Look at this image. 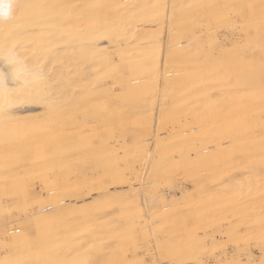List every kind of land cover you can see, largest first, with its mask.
I'll list each match as a JSON object with an SVG mask.
<instances>
[{
    "label": "rangeland",
    "instance_id": "rangeland-1",
    "mask_svg": "<svg viewBox=\"0 0 264 264\" xmlns=\"http://www.w3.org/2000/svg\"><path fill=\"white\" fill-rule=\"evenodd\" d=\"M154 3L157 7L158 5H161V3L163 5V8L166 7L165 10L163 9L164 24L160 22L158 23V20H161V17H158L159 15H155L152 9V5H154ZM260 4L264 5V0H152L150 2L149 0H60L59 1L60 17L58 20L59 22L62 20L61 24H59V26L61 25L62 27L60 26L61 28H58L57 37L59 40L60 47L62 45V47L59 48V58L61 57L60 52H62L63 61L61 57V59L59 60L61 62V65L60 62L59 65L65 69L61 67L59 68L62 69L60 70L62 75H64V73H67L69 74V77H71V79L70 78L68 79L67 74L64 75L66 76V78L60 74L62 77L60 76L59 81H61L62 83L67 81L70 84H73L76 81L75 83H77L78 74L76 71L78 69V65H82L83 68L93 69V73L95 74V76L93 74L92 75L95 77V79H93L94 78L93 76H92L93 78L92 77L91 78L96 82H94L93 80L83 81L85 87L87 86V88L92 89L90 90V93L84 98L86 99L87 97H89L88 98L89 101L84 100L82 96H80L81 99L78 100L77 98L78 100L77 102L82 100L81 102L71 104L73 107L71 105L68 107H64L56 116H54L53 118L54 121H52V123L55 122V124L58 127V134H59L58 142L60 145V147L57 149V152H55L56 154L52 152L49 146L52 138L51 136L52 128L50 124L51 121L49 122H47L48 120L46 122L44 121V119H47L46 117L50 119L53 116L51 117L44 116V118L42 117L45 126L49 124L50 125L48 126V129H46L47 126L45 127L44 133L41 136H40V132H38V130L35 127H33L30 123L25 124L24 122H21V120L19 119H15L16 121L14 122L13 121H9L8 123L5 122L4 125H2V127L0 126V198L2 197L1 198L2 201L0 200V238H1L0 264H33V263L63 264L62 258L64 257H67V260L66 262L64 261V264H72L74 261L75 263L73 264H89V263L90 264H95V263L97 264H143V263L144 264H154V263L155 264H213V263L214 264H218V263L219 264H257L255 263L257 261L258 264H261L259 263L260 259L263 258L264 260V253H262L264 251L263 250L261 251L262 248L264 249V167H263L264 162L254 163L250 161L252 162V164H248L249 163L248 161L250 160L249 156L243 155L239 152V147L243 149L244 152L246 151V148L249 145L248 141L244 139L245 133L242 137L243 138L242 140L237 139L235 142H229L227 138L226 142L221 145L223 148L220 147L219 149L216 150L214 149L209 150L208 153L207 152L205 153L207 154V157L205 156V154L203 155L204 158H202L203 156L200 158H194L192 156L194 158V160H192L191 159L192 157L190 156V154H192V152L195 151L197 146L202 145L204 141L206 142L207 139L211 135H213L211 131L212 129H213V133L217 131L215 134H220L221 136H223L224 134H226L225 136H229L232 133L236 132L238 138L240 135V130H242V132H245L246 130L243 128L248 126V124L245 125L244 123H241L244 122L241 121V119L244 120L245 117L243 116H247L249 120L247 119L248 121L245 122L249 123L250 118H253V112L251 110L253 106L252 103L254 101H258L259 100L258 98H260L261 96H264V86H262V88L250 87V90H247L248 85L244 86V85H240L238 82H233L232 80L236 81L235 79L236 76L235 77L233 76L235 75V73L237 75V73L239 72H237L238 70L237 71H235V69L233 70L234 67L227 66L231 58H232L231 61L232 60L234 61L236 59L235 58V56H237L236 52H238L239 49L241 51L238 53L244 52L245 54L249 55L248 52L250 51L249 46L250 44L253 45L254 43L253 38L255 36H253L252 38L251 35L253 34L252 30H254L255 28L253 26L255 20L253 21L248 18L249 11L247 10H249L251 6L256 7ZM19 7L16 6L15 20L22 19V16L26 15V13L27 14L31 13L32 8L34 6L31 4H27L25 5L26 8L25 7L19 8ZM216 9H218V11ZM48 10L49 8L47 9V11ZM239 10L243 14L239 12ZM146 12L147 13L150 12L151 14H147ZM210 12H212V14ZM215 12L217 14H220L221 16L220 17L218 16L219 18L216 17L217 19L214 18L213 20L214 17L213 14H215ZM234 12L237 13V16L236 13ZM245 12L247 14L244 15ZM166 13L169 14L171 18L168 15L166 16L165 15ZM146 14L148 16H146ZM173 16H174V20H173ZM239 16H241L242 18H240ZM145 18H150L151 20L154 19L153 20L154 23L151 22L152 24L151 25L149 23L150 19L145 20ZM168 20L170 22L172 21V23L176 21L178 22L172 24L169 23ZM179 20H182V23L184 24H182L181 21ZM245 20L249 22H246ZM89 21L91 22V24H88L90 23ZM218 22L219 25L216 24ZM145 23L148 24L145 25ZM240 23L243 24L244 26L241 25ZM128 24L131 25L128 26ZM167 24L168 25L170 24V26L167 27L168 31L171 30V26H172V30L176 34L179 33V35L177 34V36L180 38H176L175 42H173L176 43L175 45L177 47L175 48H181V50L185 49V52H189L186 55L183 54L185 57L189 56L190 58L193 56L189 60V62L194 67L196 66L195 69L197 68L200 69L201 67L199 68V66L203 65L204 55L202 53H204L203 50H207V47L209 45V44H204V42L207 43L206 42L207 38L205 36L208 35L209 37H215L217 41L216 44L217 46L213 45L214 51L212 52L213 53L212 55L216 59L220 57L219 59H217L220 64H221L220 61H222L221 59L225 58V60L223 61H225L224 63L226 65L221 64L222 65L221 69L223 67H229V70L230 71L233 70V71L230 72L231 74L230 75L229 73H227L229 71L224 68L227 71L225 74L222 73V77H221L222 81L217 82V86L214 87L215 89L207 88L206 92H204L205 94L202 93L203 95H207V96H201V97L197 96L198 100H195L196 98L195 99L193 98L192 100L193 96H191V99L188 98L190 101L189 100L186 101L187 98L186 100L180 99V101L179 99H177L178 100L177 101L176 99L169 98L168 99L169 102L166 101L167 103L165 101H163L164 102L163 104L162 102L161 103L159 102L158 93L160 91V85L162 80L161 74L163 68L162 66L163 55L166 54L168 51L167 46L166 47L164 46L168 42H170V41H166L169 38L165 39L169 36L170 33L164 31L167 30L166 28ZM79 25L82 27H80ZM180 26L184 27V29ZM189 26L193 30L190 29ZM198 26L199 28H196ZM123 27H126V29L128 28V30L124 31L123 29L125 28ZM162 27H163L162 29L163 32L159 34L158 31L161 32ZM178 27H180V29H178ZM209 27H211V29ZM138 28H140L141 30H138ZM243 28H245V30ZM106 29L107 30L110 29V31L108 32L109 34L105 32ZM142 29H149V31L145 30L146 31L144 32L145 34H141L143 32ZM153 29H158L157 34L163 37L161 36L159 37V35L156 37L157 35L155 33L156 31ZM203 29L204 31H202ZM111 30L114 33L111 34L112 36L110 35V33H112ZM122 30H123L122 34L126 33L125 34L126 36L124 35L125 38L127 37V33H129V31L130 33L128 34V36L134 34L138 38V40H136L138 41L137 42L138 44H135L136 42H134L135 44L134 46V44L132 43L134 37H132L133 38L132 40L130 36H129L130 38L125 39V42L124 40H122L121 42L117 40V38L118 39L120 38L119 36L121 35ZM150 31L151 33L155 31L154 32L155 35L150 34ZM183 31L184 33L185 32L187 33L189 31V35L191 37L187 36L186 38L187 39L192 38V39H188V41H186L185 38L181 37L182 35H184L182 34ZM207 31H209L208 34ZM180 32L182 33L180 34ZM259 32L260 31L258 30L257 33L259 34ZM87 33H90L91 36H88L89 34ZM136 33L137 35L140 33L141 36H137ZM106 34L109 37L111 36L112 38L111 41H109L110 39L107 38ZM92 35L93 36L95 35V37L98 36V40ZM142 35H144L143 36L144 39H142L143 38ZM196 35L198 36V38ZM260 35L263 38L264 30L262 31V34L260 33L258 36ZM83 36H88L89 38L87 39L84 38ZM99 36L101 38H99ZM121 36L124 37L123 35ZM193 36H196L195 39L197 41H195V43H193L194 42ZM80 37L82 38V41L84 42L88 41V42L83 43L82 41H80L81 39ZM102 38L105 40V42L104 40H101ZM139 38L141 39L142 43H140L141 41H139L140 40ZM151 38L153 40H151ZM161 38L162 41H159L161 40ZM114 39H115V41H113L115 43L114 47L113 46L108 47L107 45H109L110 42H112V40ZM201 39L203 40V42H200ZM247 39L252 41L251 42L247 41ZM91 40L104 43V45L107 48L106 49L107 51L101 50L100 52L101 46L94 48L91 47V45L94 43V41ZM107 40L109 42H107ZM148 40H151V42ZM172 41H174V39ZM189 41H191L190 45L187 44L188 45L187 46L183 44L184 42L188 43ZM127 42H129V44H127ZM235 42H238L239 45H237V43ZM246 42H249L248 46H245ZM73 43L76 44L75 46H77V49L76 48L74 49H76L77 51L73 49H66V46L68 48V45L70 46L71 44H72L70 46L71 48L72 46L75 47ZM145 43L147 46L151 44V49L156 48V46L158 45L157 46L158 48L152 50L153 51L151 52L152 54H148L150 53L151 49L146 54L149 55V57L150 55L152 56L154 54V56L151 57V59H149L148 61L151 64L147 62L149 68L155 67V63H156L155 53L158 51V49L161 52L159 58L161 64L160 62H158L159 75H161L160 76L161 78L158 80V90H157L158 96L154 100L155 103L154 101H150L149 103L147 101L146 96L144 97L141 96L142 93H140V91H138L140 93L138 95L137 89L140 90L142 89L136 88V86L133 83H131L130 87H132L131 92L134 93V96H131L129 99V96L132 93L130 92L129 89L130 87L127 84H126L127 86L125 85V82H127L130 78H137V79H141V81L144 80L146 82L148 77L144 75L148 76L153 72L152 69L154 68L147 69L148 71L146 72L147 73L150 72L149 74H146L145 72L146 70L145 68L147 67L146 66L147 63L145 61H147L149 57H144L146 56L144 52L143 54L141 52H140L141 54L137 53L139 52L137 51L138 49L136 51L132 49L136 46L139 47L141 45L142 47H140V49L143 48L144 50L148 49L143 46L145 45ZM182 44L184 45V48H182L183 47ZM82 45L87 49L86 48L83 49ZM120 45H122L123 47H121ZM124 45L126 46V48ZM128 45L130 47H128ZM218 45L220 47H218ZM242 45H244L247 48L243 47ZM237 46L242 47V49ZM190 47L191 48L194 47L196 51L191 53L190 50L191 51L194 50H192L193 48L190 49ZM234 47L235 49L236 48L237 49L234 50ZM111 48H115V49L110 50ZM60 49L62 50L60 51ZM88 49L90 50L88 51ZM93 49L96 50L94 51ZM220 49H223L221 50L223 51L222 52L223 54L220 53L221 52ZM243 49H245V51H242ZM123 50H127L124 52L128 53L127 54L128 56L125 55L128 58L131 57L130 53L133 52L137 53L136 55L137 57L135 56L134 53L133 56L135 57H131V58L132 59L138 58V61L134 60V62L139 63V66L143 65L144 68L138 66V69L142 73H144L141 74L142 77L138 75L141 72L139 73L133 71L135 68H136L135 70H138L137 69L138 64H131L130 61L132 60L131 58L128 59L126 57L121 56ZM181 50L179 49L178 52L182 53ZM200 50L201 52H199ZM225 50L227 53L225 52ZM251 50L253 51V49ZM84 51L85 54H83ZM80 52L81 54H83L82 56L79 54ZM194 53H200V54L197 55ZM205 54L208 55V53ZM231 54L232 56L234 54L233 57L235 59L232 56L230 57ZM199 55L202 56L199 58ZM223 55H226L227 57ZM116 57L117 59L114 60V58ZM113 60L114 61L117 60L116 64L113 63ZM140 60H144V61H140ZM121 61L123 63V66L125 67L127 66V69L128 67H130L129 69L131 70H128L130 73L131 72L134 73L132 77H129V79L127 78L128 80H126L125 76L127 77L129 75V72L128 71L125 72V70H127L125 67L124 69L121 68L124 70L122 72L128 75L120 74L122 72L121 70H119L120 67L118 62ZM127 61L130 62L128 63ZM231 61L230 64L232 65L233 61L232 62ZM235 61L233 65L236 64ZM73 62H77L78 64ZM143 63H146V65ZM63 65L70 67H67L68 69H66V67H64ZM133 65L135 66L133 67ZM116 67H118V71L115 70ZM224 69H222V72ZM114 70L117 71V73L115 72L114 73L120 79L124 78L122 82L125 81L124 82L125 88L123 87V90H119L120 88L117 87H113L111 90H108L109 87L106 89L107 87L106 84L112 86L113 80L115 81L116 78H118L115 77L113 73ZM71 71L72 72L74 71V73L72 74ZM118 73L120 74V76ZM110 74H111L110 76L111 79L112 77L115 79L110 80L109 77ZM230 76L232 77V79ZM97 78H99L100 80L103 79L102 82H106V83L102 84V82L99 79H98L99 82H97L98 81L96 80ZM90 81L91 82L93 81V83H90ZM149 81L151 80H148V82ZM230 81L231 83L234 84H229L228 82ZM87 83L93 85L90 86ZM236 83L238 85H236ZM98 84H100V86L103 85V87L99 88L100 86ZM104 84L106 85V87H104L105 86ZM232 85L234 86L235 89L231 87ZM238 87L242 88L243 90L244 88L246 87L247 88L245 89L246 91H243L241 89H236ZM93 88L101 89L100 90L101 92L99 90L98 92H100V94H102V92H105V95H101V96L97 95L98 92H96ZM103 88H105L107 92L103 91L105 90ZM222 88L224 89L221 90ZM256 88H259V90H256ZM228 89L230 90L227 91V93L231 92L233 89L234 93L231 92V94L233 95L227 93L221 94L222 91L225 92V90ZM124 90L128 94H125ZM132 90H134L135 92H133ZM218 90L221 91L218 92ZM93 91H95L96 93L95 92L93 93ZM109 92L111 95H108ZM121 92H123V94H125V96L127 97L125 98V96L122 94V97L125 98L123 99L128 102L127 105L129 107L126 106V103H122L121 100L123 99H120L121 97L118 96V94L120 95ZM210 92L211 93L214 92L217 96H214L215 95L214 93H213L214 95L212 94L213 96L209 95L211 94ZM235 92H239V93H235ZM256 92L259 93L256 94ZM260 92H262L263 94H261ZM217 93L220 94L218 95ZM91 94H94V96H92L93 98L91 97ZM197 94L194 93L193 95H197ZM226 94L229 95L230 98L226 96ZM208 95L212 96V98H207L209 97ZM112 96H118L117 97L118 101L116 100V98L114 100L115 102L117 101L116 103L113 101L114 97L112 98ZM109 98H111V100ZM213 98H215V100ZM199 99H203V100L199 101ZM174 100L176 101L173 102ZM148 104L151 105V107H148ZM159 105L160 106L169 105L168 106L169 108L166 113L167 115L165 114L166 116L159 117L161 115V113L159 114L161 108L165 110L164 108L165 106L159 107ZM143 106L148 108L146 110L147 111L149 110V113H151L153 110L152 113H154L153 114L154 116H152L151 114V116H149L148 118V116H146L148 112H146V110L144 111L143 108L145 107ZM113 108H115L116 110ZM129 108L130 109L133 108V109L130 110ZM164 110L161 111L163 114H164ZM141 112L143 113V117L146 116L144 120L148 119L147 122L146 121H144V123L141 122L143 120ZM127 113H129L130 116H128ZM250 115L251 117H249ZM150 118L152 123L149 121ZM125 119H129V120L127 121ZM135 121L137 122L134 123ZM157 122H160L162 126H160L159 123ZM140 123L145 125L143 126ZM146 124H149V126H146ZM141 125L143 127H141ZM157 125L160 126V127H156L157 129L159 128L160 131L158 130V133L156 135L155 133L157 129L154 127ZM148 127L150 128L148 129ZM123 128L125 129L123 130ZM127 128H129L128 131ZM135 130H137L136 133L133 132ZM142 133H146L144 134L145 136L142 135ZM46 134H48V137L46 136ZM133 134H138V135L134 136ZM141 135L143 137H141ZM154 135H156L157 137H155ZM128 136L130 137L129 140H128ZM148 138L151 140L150 142L152 143L149 142ZM136 139L144 140L141 142V144H143V146L144 145L147 146H144L145 148L144 147L140 148L138 146L139 145L138 140ZM154 139L156 140L158 139V141ZM39 141H42L43 144V147H41L43 148V151H41L42 154L41 156L39 155L40 158H38V160L41 161L39 163H31L27 161L28 159L25 156L30 158L28 155L31 156V154L35 153V156L34 155L32 156L36 157L37 154L36 151L37 149L39 150L40 148V147L37 148ZM130 144H133L134 146H131ZM243 144L244 146H242ZM46 145H48L47 146L48 148L44 147ZM135 146L136 148H134ZM138 147L142 151L138 150L139 149ZM55 156H57V158H55ZM210 158L214 159L212 160L213 163L210 161L211 160ZM31 161H36V160L35 158H33L31 159ZM123 162L125 164H123ZM260 163L262 164V166L259 165ZM248 165L253 169L251 170L248 167ZM131 171L132 173H130ZM128 172L130 175L128 174ZM4 182L5 184H3ZM99 184L101 185V188ZM94 187H97V189ZM105 187L107 188L105 189ZM70 188L73 189L71 190ZM11 190L12 192L8 193V191ZM70 190L71 192H69ZM103 190L104 191L109 190L108 194L103 193L104 192ZM50 192L51 193L53 192V194H51ZM76 192L79 195H77ZM99 193H103L106 195L103 194L100 195ZM124 195L126 196L124 197ZM129 195H131V197ZM72 196H74L75 199ZM150 197H151V201L153 202L152 203L150 202L149 203L150 205L148 204L147 205L150 207V209H152V211L150 209L148 210L145 209V207L146 208L149 207L146 206L144 200L148 199V201L146 200V202H149ZM129 198L130 200H128ZM70 199L75 201H72ZM52 201L53 203H51ZM55 201L57 203L60 202L59 203L60 205L59 204L55 205L54 204L56 203ZM134 201L135 203L138 201L136 203L137 205L139 204L138 207L136 204H131V202L134 203ZM69 205L74 207V211L72 207H69ZM99 205H102L104 207L102 206L99 207ZM144 205L145 207H143ZM76 206L77 207L79 206V209L80 208L82 209V207L86 208V209L84 208L85 210L82 209L84 211L80 209L82 211V215L87 214L86 220H85V215L84 216L79 215L80 214L79 209L75 210ZM140 206H142L144 210L140 209ZM67 207L70 208V210H68ZM97 207L101 208L102 210L99 209L101 212L94 213V212H98ZM106 207L108 208L106 209ZM36 209L38 211L35 212ZM60 209H62L63 213L60 212L61 211ZM50 210L51 212H49ZM142 210L143 212L140 213V211ZM30 211H32L34 214L30 213ZM55 211L58 212L56 213ZM105 211L108 213L106 214ZM126 211L128 212L136 211V213L131 212L132 215H130V217L133 216L134 219L130 218L128 215L130 212L127 214ZM153 211L155 215L154 213H152ZM48 212L51 213V215ZM67 212L68 214H66ZM137 212L138 215H136ZM54 213L56 214L54 215ZM58 213L61 214V217L58 215ZM91 213H93L94 215ZM69 214L71 215L67 217L68 218L67 220L65 216ZM256 214L258 216H256ZM28 215L30 217H28ZM41 215L42 216L45 215L43 217H45L48 220L52 218L53 220L52 221L43 220L44 218ZM127 215L128 217H125ZM141 215L143 217H141ZM146 215L149 217H147ZM38 216L41 218H36L37 220L39 219V221L36 222V219L34 218ZM144 217L145 219H143ZM126 218L128 220L131 219L130 221L133 222L132 223L133 225ZM135 218H139V219L136 220ZM29 219L32 220L29 221ZM64 219L66 221H63ZM156 219L157 221H153ZM80 220L81 221L85 220V221L81 222ZM138 220L140 224H137ZM126 221H128L129 224L132 225L131 228H133L134 226L132 230L128 227ZM30 222H33V225H31L32 223ZM34 222H36L37 225H35ZM141 222L144 224L145 227L146 232L144 233L148 235L151 234L152 237L150 235L149 236L147 235L146 238L147 237L149 238L144 239V236L146 234L143 235V233L140 231V226H143ZM47 223H49L48 225L52 228V230H50V227L47 225ZM152 223L159 225L154 226ZM40 225L42 226L43 229L40 228L41 227ZM73 226L76 228V229L74 228V231H72ZM153 226L154 229L157 230H153L152 228ZM158 226L160 227V229H158L159 228ZM126 228L128 229L126 230ZM6 229H10L8 232L11 233L13 232V234L22 233V237L19 241L20 248H14V249L8 248V246L12 245V243H9L6 239L5 234H3V230ZM67 230L70 232H67ZM80 230L85 234H83ZM255 230L257 231V233ZM76 231L79 234H77ZM154 231L155 234L157 233V235L155 236L152 235V233L154 234ZM157 231L158 232L161 231V234H163L164 237L161 234H159L160 235L159 236ZM254 231H255L254 234L255 237L253 235ZM64 232L66 234H64ZM90 232L91 233L94 232V233L91 234ZM101 232L103 234H101ZM111 232H114L116 234ZM51 234L54 239L52 238V236L50 237ZM90 234L94 236L97 235V237H93ZM118 234L120 235L119 239H118L119 236ZM46 235L49 236L51 240L48 239ZM77 235H79L81 239ZM100 235H102V237ZM41 236H43V238ZM44 236H46V239H48L49 243L51 244H48ZM156 236L159 237L158 240ZM82 237L86 241L83 240ZM90 237L95 238V240L93 239L94 242L92 239H90ZM98 237L99 239H97ZM100 237L104 239H100ZM122 237H125L127 240H125V238ZM154 237L156 239H152ZM63 238L65 239L63 240ZM134 238L136 239V241L134 240ZM153 240L156 241H154L153 243ZM158 241L159 243L156 244L155 242ZM46 242L48 245H46ZM84 242L87 243L82 244ZM143 242L144 244H141ZM146 242H148L149 244ZM129 244L132 247H129ZM81 245H83V247H80ZM148 245H150V247L148 248L151 250V252H149L150 250L147 249L146 247ZM260 245L262 247H260ZM134 246H136L135 249H133ZM142 247L146 248L147 251L149 250L148 253L145 254V252L147 251L144 248L142 249ZM162 249H164V253H160L162 252ZM9 250L11 251L9 252ZM71 250H72L71 255H75L77 252L79 251L80 252L76 254V257L68 256L70 255ZM135 250L137 251L134 252ZM141 250L142 253H140ZM250 253L253 256V259L251 260L253 262L250 261L249 263H247L248 256ZM163 254H164V258L162 257ZM71 259H72V263H71ZM151 261L153 262L151 263Z\"/></svg>",
    "mask_w": 264,
    "mask_h": 264
},
{
    "label": "bare ground",
    "instance_id": "bare-ground-1",
    "mask_svg": "<svg viewBox=\"0 0 264 264\" xmlns=\"http://www.w3.org/2000/svg\"><path fill=\"white\" fill-rule=\"evenodd\" d=\"M59 1L60 0H11V7H10V9H9V14H8V16L7 17H0V126L2 127V125H4V123L6 122V123H8L9 121H16L15 119H19V120H21V122H24L25 124L26 123H30L33 127H35L37 130H38V132H40V136L44 133V130H45V127L47 126V128L46 129H48V126L51 124V128H52V131H51V136H52V138L51 137H49V138H51V143H50V148H51V150H52V152H54V154H56L55 152H57V149L60 147V145H59V142H58V127H57V125L55 124V122L54 123H52V121H54V116H56L64 107H68V106H70L71 104H75V103H79V102H81V101H79V102H77L79 99H81L80 98V96H82V98L84 99L89 93H90V90H92V89H89V88H87V86L85 87L84 86V84H83V81L84 80H93V79H95V74L93 73V69H90V68H83L82 67V65H78V69H77V74H78V78H77V83H73V84H70V83H68L66 80H64V81H66V82H61V81H59L60 80V76L62 75L61 74V72H60V70H62V69H60L59 67H61V68H63L62 66H60L61 65V62L59 61L60 59H61V57H62V52H60V58H59V48H61L62 47V45H61V47H60V45H59V40H58V37H57V32H58V28H61L60 26H59V24H61V21L59 22ZM150 1H152V0H149V2ZM27 4H31V5H33L34 7L32 8V11H31V13H29V14H27L26 12H23V13H26V15H24V16H22V19H20V20H15V16H16V6H21V7H25V5H27ZM159 4H160V1H159ZM172 4H174V3H172ZM254 5V4H253ZM173 6V5H172ZM21 7H19V8H21ZM171 7V6H170ZM169 7V8H170ZM177 7V6H176ZM210 7V6H209ZM26 8V7H25ZM49 8V12L47 11V9ZM165 8L166 7H164L163 8V5H162V3H161V5H158V7L155 5V3H154V5H152V9H153V11H154V13H155V15H159L158 17H161V20H158V23L160 22V23H163L164 22V19H163V11L165 10ZM211 8V7H210ZM247 8H249V7H247ZM148 9H150V8H148ZM164 9V10H163ZM212 10V9H211ZM210 10V11H211ZM217 11H218V9H216ZM237 10V9H236ZM150 11V10H149ZM167 11V10H166ZM205 11V10H204ZM208 11H209V9H208ZM216 11V12H217ZM235 11V10H234ZM247 11H249V16H248V18L250 19V20H255L252 24H253V26L255 27L254 28V30H252V38H253V36H255L253 39V41H254V43H253V45L252 44H250V46H249V50L250 51H248V50H246V51H248L249 52V55H247V54H245L244 52L242 53H238V52H240L241 50L239 49V51L238 52H236V54H237V56H235V58L233 57L234 56V54H233V56H232V54L230 55V57L232 56L235 60V62H236V64L235 65H233L234 64V61H233V63H232V65L230 64V61H231V59L229 60V64L227 65V66H230V67H234L233 68V70L235 69V71H237V72H239V73H237V75H236V73H235V75L233 76V77H235L236 76V81H234V80H232L233 82H238L240 85H248L246 88H247V90H250V87H259V88H262V86H264V36H263V38H262V36L260 35V36H258L260 33L262 34V31L264 30V5L263 4H260V5H258V6H256V7H253V6H251L250 8H249V10H247ZM246 11V12H247ZM170 12H171V10H170ZM169 12V13H170ZM206 12V11H205ZM215 12V14H213V20H214V18L215 19H217L216 17H220L221 15L220 14H217ZM236 12H238V11H236ZM236 12H234V13H236ZM239 12H241L240 10H239ZM244 13V15L245 14H247V13ZM147 13V12H146ZM207 13V12H206ZM211 14H212V12H210ZM242 13V12H241ZM147 14H151L150 12H148ZM146 14V16H148ZM243 14V13H242ZM166 16L168 15V16H170L169 14H165ZM176 15H178V14H176ZM175 15V16H176ZM215 15H217V16H215ZM145 16V17H146ZM154 16V15H153ZM208 16V15H207ZM223 16H225V15H223ZM236 16H237V13H236ZM242 16V15H241ZM241 16H239L240 18H242ZM218 17V18H219ZM170 18H171V16H170ZM150 18H145V20H149ZM169 19V18H168ZM207 19H208V17H207ZM206 19V20H207ZM247 19V18H246ZM145 20H142V21H145ZM154 20V19H153ZM153 20H149V23L151 24V22H153ZM171 20V19H170ZM173 20H174V16H173ZM78 21V20H77ZM80 21V20H79ZM157 21V20H156ZM169 21V20H168ZM179 21H181V23H182V20H179ZM220 21V20H219ZM246 21V20H245ZM87 22V21H86ZM90 22V21H89ZM126 22H128V21H126ZM140 22V21H139ZM138 22V23H139ZM166 22V21H165ZM178 21H176V22H173L174 24L175 23H177ZM209 22V21H208ZM246 22H249V21H246ZM252 22V21H251ZM143 23V22H142ZM154 23V22H153ZM168 23V22H167ZM169 23H172V21L170 22L169 21ZM172 23V24H173ZM180 23V22H179ZM88 24H91V22L90 23H88ZM127 24V23H126ZM133 24V23H132ZM146 24H148V23H145V25ZM164 24V23H163ZM166 24V23H165ZM182 24H184V23H182ZM216 24H218L219 25V22L218 23H216ZM241 24V23H240ZM251 24V25H252ZM76 25V24H75ZM131 24H128V26H130ZM134 25V24H133ZM138 25H140V24H138ZM152 25V24H151ZM217 25V26H218ZM241 25H243V24H241ZM250 25V26H251ZM59 26V27H58ZM80 26V25H79ZM93 26V25H92ZM144 26V25H143ZM162 26V25H161ZM168 26H170V24L168 25L167 24V26H166V28L168 27ZM184 26V25H183ZM206 26V25H205ZM244 26V25H243ZM74 27V26H73ZM80 27H82V26H80ZM136 27V26H135ZM139 27V26H138ZM156 27V26H155ZM158 27H160V26H158ZM164 27V26H163ZM163 27L161 28V30L163 29ZM180 27H182V26H180ZM180 27H178V29H180ZM187 27V26H186ZM211 27H213V26H211ZM211 27H209L210 29H211ZM216 27V26H215ZM246 27V26H245ZM252 27V26H251ZM84 28H86V27H84ZM90 28V27H89ZM123 28H125V29H123L124 31L125 30H128V28L126 29V27H123ZM134 28V27H133ZM137 28V27H136ZM183 29H184V27H182ZM189 28L190 29H192L190 26H189ZM196 28H199V26L198 27H196ZM242 28V27H241ZM79 29V28H78ZM175 29V28H174ZM188 29V28H187ZM186 29V30H187ZM213 29V28H212ZM244 30H245V28H243ZM84 30V29H83ZM119 30H121V29H119ZM123 30L121 31V35H125L124 33L122 34V32H123ZM130 30V29H129ZM136 30V29H135ZM138 30H141L140 28H138ZM143 30V32L142 31H140V32H142L141 34H145L144 32H146L145 30H147V31H149V29H142ZM153 30H155L154 32L157 34V31H158V29H153ZM193 30V29H192ZM207 30H209V29H207ZM243 30V31H244ZM258 30L260 31L259 32V34L257 33L258 32ZM110 31V29H106V31L105 32H107V34H109L108 32ZM164 31H166V32H170L169 33V36L167 37V38H165V39H168V40H166V41H170V42H166L167 44L164 46V47H166L167 46V53L166 54H161V55H163V68H162V78L160 77L161 75H159V66H158V62H160L159 61V58H160V51H159V49H158V51L155 53L156 54V63H155V67H151V68H154V69H152L153 70V72L151 73V74H149V73H147L146 71H148L147 69H151V68H149L148 66V63H150V62H148L149 61V59H151V57H153L154 56V54L151 56L150 55V57H149V55H146L149 51H150V49H151V44L150 45H146V43H145V45H143L144 47H146V48H148V49H145L144 50V48L143 49H140V47H142V45L141 46H136V47H138V48H136V47H134V48H132V49H134V51H136L137 49V51H139V52H137V53H139V54H143V52H144V54L146 55V56H144V57H149L148 59H147V61H145L146 63H147V65H146V63H143V64H145L147 67L145 68L146 70H145V72H146V74H149L148 76L147 75H144V76H146V77H148L147 78V81L145 82L144 80H142V81H144V82H142L141 81V79H137V78H130L129 79V77H132V75H134V73H130L128 70H131V69H129L130 67H128V69H127V66L125 67V66H123V63H122V61L121 62H118L119 63V70H121V72L122 71H124L123 69H124V67L127 69V70H125V72H129V75L128 74H124L123 72L122 73H120L121 75H128L127 77L125 76V78H126V80H128L127 82H125V85L127 84L129 87L131 86V83H133L135 86H136V88H141L142 90H140V89H137V92L138 91H140V93H142V94H144V95H142L141 94V96H146V98H147V101L150 103V101H154L155 99H156V97L159 95V102L161 103L162 102V104L164 103L163 101H168V99L169 98H173V99H179V101H180V99H184V100H186V98H187V100L186 101H188L189 99L188 98H190L191 99V96H193L192 97V100H193V98L195 99V100H198L197 98V96H207V95H203V94H205L204 92H206V90H207V88L209 89V88H213V89H215L214 87L215 86H217V82L218 81H222L221 80V77H222V73L223 74H225L226 73V71L228 70L229 72H227V73H229L230 74V72H232V71H230L229 70V67H223L222 69H227V70H223V72H222V69H221V64H225L224 62L225 61H223V60H225V58H222L221 60L222 61H220L221 62V64L219 63V61L217 60V59H219L220 57H218L217 59L216 58H214V56L212 55L213 53V51H214V46L213 45H216L217 44V41H216V39H215V37H209L208 35H206L205 37L207 38V43H205L204 42V44H209L208 45V47H207V50H203L204 51V53H202L203 55H204V58H203V65L202 66H199V68L200 69H195V67L192 65V64H190V62H189V60L193 57H190L189 58V56L187 57H185L183 54H188L189 52H185V49L184 50H181V48H175V47H177L175 44L176 43H173V42H175V39L176 38H180V37H178L177 36V34L179 35V33H175L173 30H172V26H171V30H169L168 31V28H167V30H164ZM191 31V30H190ZM195 31V30H194ZM202 31H204V29L202 30ZM212 31V30H211ZM254 31V32H253ZM111 32L112 33H110V35L111 34H114L113 33V31L111 30ZM133 32V31H132ZM138 32V31H137ZM154 32H152L151 33V31H150V34H154L155 35V33ZM163 32V30L161 31V32H159L158 31V33L160 34V33H162ZM178 32V31H177ZM201 32V31H200ZM208 32L209 31H207V34H208ZM241 32V31H240ZM93 33V32H92ZM129 33H130V31H129ZM129 33H127V37L126 38H132V37H134V40H133V38H132V40H133V44H134V42H136L135 44H138L137 42L138 41H136V40H138V38L134 35V34H131V35H129L128 36V34ZM182 32H180V34H181ZM191 33V32H190ZM206 33V32H205ZM243 33H245V32H243ZM255 33V34H254ZM87 34H89L88 36H91L90 35V33H87ZM106 34V35H107ZM159 34H157L156 35V37L159 35ZM166 34H168V33H166ZM182 34H184V35H182L181 37H183V38H185L186 39V41H188V39H192V38H186L187 36H190L189 35V31L186 33H184V31H183V33ZM186 34H188V35H186ZM198 34H199V32H198ZM119 36L120 38L118 39L117 38V40H119L120 42L122 41V40H124V42H125V36L124 37H122V36ZM136 35H137V33H136ZM210 35V34H209ZM212 35V34H211ZM88 36H83L84 38H89ZM93 36V35H92ZM112 36V35H111ZM111 36L109 37L108 35H107V38H109L108 40L109 41H111ZM137 36H141L140 35V33L137 35ZM144 35H142V37H143ZM147 36H148V34H147ZM150 36V35H149ZM161 35H159V37H160ZM197 36V35H196ZM196 36H193V43H195V41H197L196 39H195V37ZM93 37H95V35L93 36ZM161 37H163V36H161ZM170 37H171V39H170ZM191 37V36H190ZM61 38V37H60ZM59 38V39H60ZM81 38V37H80ZM90 38H92V37H90ZM95 38H97V40H98V36L97 37H95ZM99 38H101L100 36H99ZM104 38V37H103ZM101 39V40H104V39ZM106 38V39H107ZM123 38V39H122ZM197 38H198V36H197ZM94 39V38H93ZM140 39V38H139ZM142 39H144V37L142 38ZM157 39V38H156ZM174 39V41H172ZM249 39H251V38H249ZM107 40V42H109ZM128 40V39H127ZM126 40V41H127ZM151 40H153L152 38H151ZM151 40H148V41H150L151 42ZM177 40H179V39H177ZM177 40H176V42H177ZM244 40V39H243ZM61 41V40H60ZM80 41H82V38L80 39ZM91 41H94V43L91 45V47H100L101 46V48H100V52H101V50H105V51H107L106 49V46L104 45V43H102V42H97V41H95V40H91ZM113 41H115V39L114 40H112V42H110V44L109 45H107L108 47H111V46H113L114 47V45H115V43L113 42ZM129 41V40H128ZM139 41H141V39L139 40ZM159 41H162V38H161V40H159ZM237 41V40H236ZM245 41V40H244ZM243 41V42H244ZM247 41H252V40H248L247 39ZM83 43H87L88 41H82ZM104 42H105V40H104ZM120 42H117V43H120ZM123 42V43H124ZM130 42V41H129ZM129 42H127V44H129ZM155 42H157V41H155ZM165 42V41H164ZM200 42H203V40L201 39V41ZM216 42V43H215ZM233 42H234V40H233ZM238 42H239V40H238ZM238 42H235V43H237V45H239L238 44ZM82 43V44H83ZM90 43V42H89ZM88 43V44H89ZM92 43V42H91ZM122 43V44H123ZM140 43H142V41L140 42ZM183 43V42H182ZM186 42H184L183 44L184 45H187V44H191V41H189L188 43H186ZM232 43V42H231ZM248 43V44H247ZM61 44V43H60ZM74 44V43H73ZM107 44V43H106ZM127 44H125V45H127ZM135 44H134V46H135ZM149 44V43H148ZM158 44V43H157ZM161 44V43H160ZM159 44V45H160ZM179 44V43H178ZM177 44V45H178ZM182 44V45H183ZM218 44H219V42H218ZM246 45L245 46H248L249 45V42H246L245 43ZM72 45V44H71ZM70 45V46H71ZM76 44H74V46H75ZM117 45V44H116ZM124 45V46H125ZM153 45H154V43H153ZM152 45V46H153ZM180 45V44H179ZM181 45V46H182ZM184 45H183V47L182 48H184ZM192 45H194V44H192ZM198 45H199V43H198ZM69 45H68V48H67V46H66V49H73V50H76L77 49V46H75V47H73L72 46V48L70 47ZM83 46V45H82ZM105 46V47H104ZM121 47H123L122 45H120ZM156 46V45H155ZM154 46V47H155ZM158 46V45H157ZM156 46V48H158ZM188 46V45H187ZM207 46V45H206ZM217 46V45H216ZM243 47H245L244 45H242ZM80 47V46H79ZM89 47V46H88ZM128 47H130L129 45H128ZM127 47V48H128ZM218 47H220L219 45H218ZM231 47V46H230ZM237 47H239V48H241L242 49V47H240V46H237ZM74 48H76V49H74ZM83 49H85L86 47H82ZM115 48H117V47H115ZM115 48H111L110 50H112V49H115ZM125 48H126V46H125ZM136 48V49H135ZM156 48H154V49H151V51H150V53H148V54H152L151 52H153L152 50H155ZM186 48V47H185ZM193 48V49H192ZM190 47V49H192V50H194V51H191L190 49V52L192 53V52H195L196 50H195V48L194 47ZM205 48V47H204ZM215 48H217V47H215ZM245 48H247V47H245ZM82 49V50H83ZM87 49V48H86ZM91 49V48H90ZM90 49H88V51L90 50ZM160 49H161V46H160ZM165 49V48H164ZM179 49L181 50V52L182 53H180V52H178L179 51ZM201 49H203V48H201ZM230 49H232V48H230ZM229 49V50H230ZM237 49V48H236ZM235 49V47H234V50H236ZM251 49H253V51L251 50ZM62 49H60V51H61ZM94 50V49H93ZM96 50V49H95ZM94 50V51H95ZM118 50V49H117ZM130 50V49H129ZM142 50V51H141ZM217 50V49H216ZM221 50H223V49H220V51ZM233 50V51H234ZM68 51V50H67ZM77 51V50H76ZM87 51V52H88ZM93 51V52H94ZM124 51H127V50H123L122 51V54L124 55H122L121 54V56L122 57H126L125 55H127L128 53H125ZM183 51H184V53H183ZM219 51V52H220ZM233 51H232V53H233ZM242 51H245V49H243ZM109 52H111V51H109ZM121 52V51H120ZM124 52V53H123ZM133 52V51H132ZM141 52V53H140ZM146 52V53H145ZM199 52H201V50L199 51ZM223 51H221L220 53H222ZM225 52H226V50H225ZM252 52H253V55H252ZM89 53V52H88ZM97 53V52H96ZM135 52H133V53H130L131 54V57H135L136 55H137V53H135V56H133V54H134ZM180 53V54H179ZM205 53H208V55H206ZM227 53V52H226ZM81 56L83 55V54H85V51H84V53L83 54H81V52L79 53ZM129 54V55H130ZM194 54H200V53H194ZM219 54V53H218ZM217 54V55H218ZM223 54V53H222ZM229 54H230V52H229ZM78 55V54H77ZM180 55V56H179ZM181 55H182V57H181ZM128 56V55H127ZM141 56H143V55H141ZM202 56V55H201ZM200 55H199V58L201 57ZM223 56H225V57H227L226 55H223ZM130 57V58H131ZM137 57V56H136ZM195 57H196V55H195ZM222 57V56H221ZM126 58H128V57H126ZM130 58H128V59H130ZM155 58V57H154ZM115 59H117V57L116 58H114V60ZM132 59V58H131ZM144 59V58H143ZM113 60V63H115L116 64V61H114ZM134 60H136V61H138V58H136V59H132V60H130L131 61V64H138L137 65V69H138V66H139V63H137V62H134ZM62 61H63V57H62ZM78 61V60H77ZM130 61H127L128 63L130 62ZM140 61H144V60H140ZM228 61V60H227ZM226 61V62H227ZM231 61V62H232ZM59 62H60V65H59ZM65 62V61H64ZM79 62V61H78ZM134 62V63H133ZM73 63H76V64H78L77 62H73ZM122 63V64H121ZM191 63H193V62H191ZM67 64V63H66ZM114 64V65H115ZM151 64V63H150ZM160 64H161V62H160ZM69 65V64H68ZM144 65V66H145ZM153 65V64H152ZM226 65V64H225ZM64 66V65H63ZM116 66V65H115ZM121 66H123V67H121ZM135 65H133V67H134ZM154 66V65H153ZM64 67H66V69H68L67 67H70V66H64ZM132 67V68H133ZM139 67H143V65H141V66H139ZM113 68H115V67H113ZM121 68H123V69H121ZM144 68V67H143ZM63 69H65V68H63ZM69 69H72V68H69ZM136 69V68H135ZM133 70V71H136V72H141L139 69V71L138 70ZM142 69V68H141ZM115 70H117L118 71V67H116V69ZM113 71V73L115 72V73H117V71ZM64 71V70H63ZM234 71V72H235ZM72 72V71H71ZM75 72V73H76ZM74 73V71L72 72V74ZM114 73V75H115V77H118L116 74ZM61 74V75H60ZM67 73H64V75H66ZM77 74H75V75H77ZM94 76H93V75ZM119 74V73H118ZM120 74H119V76H120ZM141 74H144V73H140V74H138L139 76H141ZM228 74V75H229ZM64 75H62L63 77H65L66 78V76H64ZM68 75V79L70 78L71 79V77H69V74H67ZM114 75H112V76H114ZM136 75V74H135ZM231 75V74H230ZM61 76V77H62ZM90 76V77H89ZM94 78H93V77ZM111 76V74L109 75V77ZM137 76V75H136ZM93 79H92V78ZM142 77V76H141ZM141 77H139V78H141ZM223 77H225V76H223ZM231 77V76H230ZM230 77H228V78H230ZM64 78V79H65ZM76 78V77H75ZM102 78V77H101ZM108 78V77H107ZM106 78V79H107ZM128 78V79H127ZM162 79L161 80V85H160V91H159V93H158V95H157V90H158V80L159 79ZM99 78H97L96 80H98ZM112 79H115V78H113L112 77ZM111 79V77H110V80H112ZM118 79H120L119 77L118 78H116V80L114 81L113 80V83H112V86H109L108 84H106L107 85V87H106V85L104 86V87H106V89L109 87V89L108 90H111L113 87H117V88H120L119 90H123V87L125 88V85H124V82H122L123 81V79H120V80H118ZM220 79V80H219ZM231 79H232V77H231ZM234 79V78H233ZM100 80V79H99ZM99 80L97 81V82H99ZM108 80V79H107ZM120 81V82H118V81ZM148 80H151V81H149L148 82ZM230 80V79H229ZM94 81V80H93ZM93 81L91 82L90 81V83H93ZM101 82L103 81V79L102 80H100ZM228 81V80H227ZM70 82H71V80H70ZM88 82V81H87ZM94 82H96V81H94ZM152 82V83H151ZM90 83H87V84H89L90 85ZM103 83H106V82H102V84ZM224 83H226V82H224ZM229 84H234V83H231V81L230 82H228ZM227 83V84H228ZM101 84V83H100ZM100 84H98L99 86H100ZM222 84H223V82H222ZM221 84V85H222ZM93 85V84H92ZM92 85H90V86H92ZM96 85V84H95ZM126 85V86H127ZM236 85H238L237 83H236ZM90 86H88V87H90ZM134 86V87H135ZM226 86V85H225ZM225 86H224V88H225ZM230 86V85H229ZM228 86V87H229ZM103 87V85L102 86H100L99 88H102ZM232 88H234V86L232 85L231 86ZM241 87H243V86H241ZM97 89V88H93L96 92H98V90L100 91L101 89ZM116 88V89H117ZM131 88L132 87H130L129 89H130V92H131ZM224 88H222L221 90H223ZM246 88H244V90L242 89V88H240V87H238V88H236V89H241V90H243V91H246L245 89ZM259 88H256V90H259ZM103 89H105V88H103ZM103 90V91H106L107 92V90ZM115 89V90H116ZM235 89V88H234ZM114 90V89H113ZM118 90V91H119ZM135 90V89H134ZM134 90H132L133 92H135ZM212 90V89H211ZM221 90H218V92L219 91H221ZM230 89H228V90H225V92H223L222 91V93L221 94H223V93H227V91H229ZM95 91H93V93L95 92ZM142 91V92H141ZM197 91V92H196ZM236 91V90H235ZM262 91V90H261ZM95 92V93H96ZM101 92V91H100ZM100 92H98L97 93V95H99V96H101V95H105V92H102V94H100ZM144 92V93H143ZM231 92H233L234 93V91H233V89H232V91ZM231 92H229V93H227V94H231ZM253 92H255V91H253ZM124 93L125 94H128V93H126V91L124 90ZM132 93V92H131ZM139 92H138V95L140 94ZM194 93H198L197 95H193ZM203 93V94H202ZM211 93V92H210ZM214 93V92H213ZM213 93H211V94H209V95H212ZM215 93H216V91H215ZM214 93V94H215ZM220 93H217L218 95L220 94ZM235 93H239V92H235ZM242 93V92H241ZM257 93H259V92H256V94ZM261 94H263L262 92H260ZM107 94V93H106ZM122 94H123V92H121L120 93V95L118 94V96H120L121 98L120 99H123L124 97H122ZM125 94H123L124 96H125ZM213 94V95H214ZM226 94V96H228L229 98H230V96L229 95H227ZM108 95H111L110 94V92H109V94ZM208 95V96H209ZM212 95V96H213ZM225 95V94H224ZM231 95H233V94H231ZM255 95V94H254ZM92 96H94V94H91V97ZM118 96H112V98L114 97V99H113V101L115 100V98H116V100H117V97ZM131 96H134V93H132L130 96H129V99H130V97ZM196 96V97H195ZM212 96H209V97H207V98H212ZM214 96H217L216 94L214 95ZM109 97H111V96H109ZM199 97V98H200ZM227 97V98H228ZM249 97V96H248ZM77 98H78V100H77ZM89 97H87L86 99H84V100H86V101H89V99H88ZM93 98V97H92ZM125 98H127L126 96H125ZM124 98V99H125ZM203 98V97H202ZM204 98H206V97H204ZM223 98H226V97H223ZM222 98V99H223ZM256 98H258V97H256ZM261 98V99H260ZM260 98H258L257 100L258 101H254L253 103H252V112H253V118H250V121H249V123L247 122H245V121H248L249 120V118L247 117V116H243V117H247L246 119L244 118V120L243 119H241V121H244V122H241V123H244L245 125H247L248 124V126H246V127H244V126H242V127H244L243 129H245L246 131L245 132H242V130H240V135H239V137L237 138V133L236 132H234V133H232L231 135H229V136H225L226 134H224L223 136H221L220 134H215V133H213V129L211 130L212 131V134L213 135H211L208 139H207V141L205 142L204 141V143L202 144V145H199V146H197V148L195 149V151L194 152H192V154H190V156L192 157H194V158H200V157H202L206 152L208 153V151L209 150H211V149H214V150H216V149H219L220 147H222L221 145L222 144H224L225 142H226V139L229 141V142H235L237 139H243L242 137H243V135H244V133H245V137H244V139H246L247 141H248V143H249V145L247 146V148H246V151H244L243 152V149H241L240 147H239V152L241 153V154H243V155H248L249 156V158H250V160L247 162L248 164H252V162H257V163H259V162H264V96H261ZM110 100H111V98H109ZM123 99V100H124ZM140 99H141V97H140ZM139 99V100H140ZM149 99V100H148ZM214 100H215V98H213ZM263 99V100H262ZM121 100L122 101V103H126V106L127 107H129L128 105H127V101L126 100ZM176 100H174L173 102H175ZM200 100H203V99H199V101ZM205 100V99H204ZM255 100V99H254ZM118 101V100H117ZM116 101V102H117ZM141 101V100H140ZM178 101V100H177ZM190 101V100H189ZM115 102V101H114ZM115 102V103H116ZM142 102V101H141ZM147 102V103H148ZM169 102V101H168ZM215 102V101H214ZM83 103H84V101H83ZM114 103V104H115ZM154 103H155V101H154ZM158 103V102H157ZM167 103V102H166ZM142 104V103H141ZM152 104V103H151ZM83 105V104H82ZM124 105V104H123ZM143 105V104H142ZM72 106V105H71ZM154 106H155V104H154ZM165 106V107H164ZM169 105H163V106H160L159 105V107H164L165 108V110H166V112H165V110L163 109V108H161V111L162 110H164V114L160 111V110H158V111H160L159 112V114L161 113V115L159 116V115H157V116H159V117H161V116H166L167 114V110H168V107ZM73 107V106H72ZM71 107V108H72ZM143 107H145V106H143ZM148 107H151V105H149L148 104ZM153 107V106H152ZM167 107V108H166ZM131 108V107H130ZM129 108V109H130ZM140 108H141V106H140ZM67 109V108H66ZM69 109V108H68ZM113 109H115V108H113ZM124 109V108H123ZM133 109V108H132ZM132 109H130V110H132ZM144 109V111L146 110V109H148L147 107H145V108H143ZM153 109V108H152ZM249 109V108H248ZM80 110H81V108H80ZM116 110V109H115ZM128 110V109H127ZM141 110V109H140ZM143 111V110H142ZM157 111V112H158ZM139 112V111H138ZM146 112H148V114L146 115V116H148V118H149V116H151V114H152V116H154L153 114L154 113H152L153 112V110H152V112L151 113H149V110L147 111L146 110ZM119 113V112H118ZM142 113V112H141ZM141 113H138V114H141ZM145 113V112H144ZM166 114V115H165ZM250 114V113H249ZM127 115L128 116H130L129 115V113H127ZM145 115V114H144ZM156 115V114H155ZM44 116H53L52 118H48V117H46L47 119H44V121L46 122L47 120V122H49V121H51L50 122V124L49 123H47V124H49V125H46L45 126V124H44V122H43V118H44ZM126 116V115H125ZM132 116V115H131ZM146 116H144L143 117V113H142V117H143V120L141 121V122H143L144 123V121H146L147 122V120H144V118L146 117ZM43 117V118H42ZM242 117V118H243ZM249 117H251V115L249 116ZM139 118V117H138ZM152 118V117H151ZM151 118H150V122L152 123V121H151ZM157 118V117H156ZM120 119V118H119ZM140 119V118H139ZM158 119V118H157ZM240 119V118H239ZM248 119V120H247ZM122 120V119H121ZM121 120H119V121H121ZM125 120H129V119H125ZM153 120V119H152ZM165 120V119H164ZM126 121V122H127ZM158 121V120H157ZM159 121H161V120H159ZM89 122V121H88ZM117 122V121H116ZM137 121H135L134 123H136ZM164 122V121H163ZM162 122V123H163ZM139 123V122H138ZM157 123H159V125L160 126H162L161 124H160V122H157ZM116 124V123H115ZM122 124V123H121ZM130 124V123H129ZM140 124H142V123H140ZM125 125V124H124ZM139 125V124H138ZM138 125H136V126H138ZM143 125V124H142ZM141 125V127H143ZM156 125V124H155ZM164 125V124H163ZM115 126V125H114ZM122 126V125H121ZM146 126H149V124H146ZM160 126H155L154 128H156V127H160ZM241 126V125H240ZM128 127V126H127ZM153 127V126H152ZM119 128V127H118ZM150 127H148V129H149ZM125 128H123V130H124ZM128 129L129 128H127V131H128ZM141 129H143V128H141ZM157 129V128H156ZM216 129V128H215ZM214 129V130H215ZM146 130V129H145ZM145 130H143V131H145ZM151 130H152V128H151ZM154 130V129H153ZM158 130H159V128L156 130V135H157V133H158ZM23 131V130H22ZM36 131V130H35ZM131 131V130H130ZM136 131L137 130H135V131H133V132H135L136 133ZM139 131H142V130H139ZM149 131V130H148ZM160 131V130H159ZM162 131V130H161ZM150 132V131H149ZM247 132V133H246ZM120 133V132H119ZM123 133H125V132H123ZM129 133V132H128ZM151 133H153V132H151ZM130 134V133H129ZM144 134H146V133H142V135H144ZM148 134V133H147ZM160 134V133H159ZM222 134V133H221ZM134 136L135 135H138V134H133ZM141 135V137H143ZM150 135V134H149ZM156 135H154L155 137H157ZM228 135V134H227ZM39 136V137H40ZM46 136L48 137V134H46ZM127 136V135H126ZM145 136V135H144ZM132 137V136H131ZM149 137H151V136H149ZM154 137V138H155ZM41 138V137H40ZM42 138H44V137H42ZM129 136H128V140H129ZM143 139V138H142ZM149 139V138H148ZM159 139V138H158ZM158 139L156 140V139H154V140H156V141H158ZM205 139V138H204ZM42 140H44V139H42ZM136 140H138V139H136ZM206 140V139H205ZM48 141V140H47ZM127 141V140H126ZM132 141H134V140H132ZM142 141H144V140H138V143H139V147L140 148H142V147H144V146H147V145H144L143 146V144H141V142ZM151 140L149 139V142H150ZM153 141V140H152ZM155 141V142H156ZM44 142V141H43ZM49 142V141H48ZM45 143H47V142H45ZM150 143H152V142H150ZM157 144V143H156ZM244 144H246V143H244ZM244 144L242 145V146H244ZM45 145V144H44ZM131 146H134L133 144H130ZM149 145V144H148ZM48 145H46V146H44V147H47ZM154 146V145H153ZM30 147H31V145H30ZM38 147H43V144H42V141H39V144H38V146H37V148ZM138 147V148H139ZM39 148V150L37 149V151H36V157H33L32 155H34L35 156V153H33V152H31V153H33V154H31V156L30 155H28L30 158H28L27 156H25L28 160L27 161H29V162H31V163H39L40 161L38 160V158H40V156H41V151H43V148H41L40 149ZM48 148V147H47ZM131 148V147H130ZM134 148H136V146L134 147ZM137 148V149H138ZM138 149V150H141V149ZM145 148V147H144ZM223 148V147H222ZM49 150V149H48ZM136 150V149H135ZM133 151V150H132ZM142 151V150H141ZM150 151V150H149ZM39 152V153H38ZM140 152V151H139ZM153 152V151H152ZM212 152V151H211ZM130 153H132V152H130ZM130 153H128V154H130ZM141 153V152H140ZM213 153V152H212ZM211 153V154H212ZM30 154V153H29ZM123 154V153H122ZM133 154H135V153H133ZM154 154V153H153ZM152 154V155H153ZM40 155V156H39ZM156 155V154H155ZM39 156V157H38ZM135 156V155H134ZM189 156V157H190ZM205 156L207 157V154H205ZM213 156V155H212ZM136 157V156H135ZM139 157V156H138ZM190 157V158H191ZM191 158L192 160H194V158ZM214 157H216V156H214ZM25 158V159H26ZM33 158H35V160L36 161H31V159H33ZM37 158V159H36ZM55 158H57V156H55ZM141 158V157H140ZM202 158H204V156L202 157ZM130 159V158H129ZM135 159H137V158H135ZM190 159V160H191ZM211 160V162L213 163V161L212 160H214L213 158H210ZM253 160H255V161H253ZM147 161V160H146ZM209 161V160H208ZM243 161V160H242ZM250 161H252V162H250ZM192 163V162H191ZM208 163V162H207ZM215 163H217V162H215ZM123 164H125L124 162H123ZM129 164V163H128ZM141 164V163H140ZM151 165V164H150ZM259 165H261L262 166V164L260 163ZM213 166H214V164H213ZM251 166V165H250ZM137 167V166H136ZM197 167V166H196ZM248 167H249V165H248ZM248 167H246V168H248ZM264 167V166H263ZM129 168V167H128ZM133 168V167H132ZM206 168V167H205ZM243 168V167H242ZM251 170L253 169L252 167H249ZM131 169V168H130ZM128 170V169H127ZM134 170V169H133ZM135 170H137V169H135ZM140 170H141V168H140ZM148 170V169H147ZM40 171V170H39ZM210 171V170H209ZM27 172V171H26ZM130 173H132V171L130 172ZM134 173V172H133ZM247 173V172H246ZM251 173V172H250ZM35 174V173H34ZM127 174V173H126ZM128 174H129V172H128ZM127 174V175H128ZM260 174V173H259ZM125 175V174H124ZM130 175V174H129ZM204 176H206V175H204ZM250 176V175H249ZM248 176V177H249ZM139 177H140V174H139ZM144 177V176H143ZM252 178V177H251ZM133 179V178H132ZM128 180V179H127ZM126 180V181H127ZM252 180V179H251ZM120 181H122V180H120ZM124 181V180H123ZM64 182V181H63ZM110 182V181H109ZM251 182H253V181H251ZM257 182V181H256ZM74 183V182H73ZM83 183H84V181H83ZM82 183V184H83ZM115 183H117V182H115ZM3 184H5V182L3 183ZM65 184V183H64ZM63 184V185H64ZM67 184V183H66ZM35 185H37V184H35ZM72 185V184H71ZM97 185V184H96ZM110 185V184H109ZM252 185V184H251ZM250 185V186H251ZM74 186V185H73ZM99 186H100V188H101V185L99 184ZM127 186H129V185H127ZM109 187V186H108ZM94 188H96L97 189V187H94ZM107 187H105V189H106ZM127 188H129V187H127ZM131 188V187H130ZM71 190L73 189V188H70ZM91 189H93V188H91ZM95 189V190H96ZM8 190V189H7ZM10 190V189H9ZM71 190L69 191V192H71ZM126 190H128V189H126ZM130 190V189H129ZM132 190V189H131ZM263 190V189H262ZM73 191H75V190H73ZM72 191V192H73ZM104 191V190H103ZM102 191V192H103ZM107 191V192H106ZM108 191L109 190H105L103 193H107L108 194ZM251 191V190H250ZM7 192V191H6ZM9 192H12V190L11 191H8V193ZM125 192H127V191H125ZM51 193V192H50ZM83 193V192H82ZM92 193V192H91ZM103 193H99L100 195L101 194H103ZM130 193V192H129ZM51 194H53V192L51 193ZM56 194V193H55ZM76 194H77V192H76ZM89 194V193H88ZM94 194V193H93ZM92 194V195H93ZM96 194H98V193H96ZM95 194V195H96ZM125 194V193H124ZM9 195H11V194H9ZM77 195H79V194H77ZM103 195H106V194H103ZM52 196V195H51ZM74 196H75V193H74ZM74 196H72L73 198H74ZM126 195H124V197H125ZM130 197H131V195H129ZM135 196V195H134ZM48 197V196H47ZM53 197H55V196H53ZM88 197V196H87ZM149 197V196H148ZM2 198V197H1ZM1 198H0V200H1ZM80 198H82V197H80ZM84 198V197H83ZM86 198V197H85ZM137 198V197H136ZM143 198V197H142ZM52 199V198H51ZM55 199V198H54ZM54 199H53V201H54ZM75 199V198H74ZM90 199V198H89ZM57 200V199H56ZM63 200V199H62ZM61 200V201H62ZM69 200V199H68ZM67 200V201H68ZM70 200H72V199H70ZM79 200V199H78ZM126 200V199H125ZM128 200H130V198L128 199ZM138 200V199H137ZM144 200V199H143ZM147 201H148V199H146ZM146 200H144L145 201V204H146V206H148V205H150L149 203L151 202H153V201H151V197H150V199H149V202H146ZM2 201V200H1ZM53 201L51 202V203H53ZM58 201V200H57ZM72 201H75V200H72ZM77 201V200H76ZM143 201V202H144ZM12 202V201H11ZM56 202V201H55ZM138 202V201H137ZM136 202V203H137ZM249 202H251V201H249ZM60 202H56V203H54L55 205L56 204H59ZM69 203H70V201H69ZM79 203V202H78ZM125 203H128V202H125ZM135 203V201H134V203H132L131 202V204H136ZM8 204V203H7ZM7 204H5V205H7ZM65 204V203H64ZM141 204V203H140ZM148 204V205H147ZM253 204V203H252ZM52 205V204H51ZM60 205V204H59ZM126 205V204H125ZM129 205H130V202H129ZM137 205V204H136ZM135 205V206H136ZM18 206V205H17ZM53 206V205H52ZM58 206V205H57ZM102 205H99V207H101ZM139 206V204L137 205V207ZM63 207V206H62ZM69 207H72V206H70L69 205ZM99 207H97L98 209H97V211L98 212H94V213H99V212H101L100 210H102L101 208H99ZM102 207H104V206H102ZM131 207V206H130ZM129 207V208H130ZM143 207H145V205L143 206ZM149 207V206H148ZM15 208V207H14ZM31 208V207H30ZM53 208V207H52ZM68 208V207H67ZM85 207H82V209H84ZM108 207H106V209H107ZM126 208H127V206H126ZM133 208V207H132ZM39 209V208H38ZM72 209H73V211H74V207H72ZM77 209H79V206L77 207L76 206V209L75 210H77ZM81 209V208H80ZM79 209V210H80ZM81 209V210H82ZM86 209V208H85ZM84 209V210H85ZM96 209V208H95ZM100 209V210H99ZM131 209V208H130ZM134 209V208H133ZM132 209V210H133ZM140 209H143L142 208V206H140ZM145 209L146 210H148V209H150V207L149 208H146L145 207ZM40 210V209H39ZM61 210V211H60ZM59 211L60 212H62V209H60ZM68 210H70V208H68ZM80 210V211H81ZM84 210H82V211H84ZM126 210V209H125ZM129 210V209H128ZM144 210V209H143ZM143 210L142 211H140V213H142L143 212ZM151 211H152V209H150ZM255 210V209H254ZM36 211H38L37 209L35 210V212ZM79 211V215L80 216H84L85 215V220H86V215L87 214H84V215H82V211L80 212ZM136 211H138V210H136ZM136 211H131V212H135L136 213ZM49 212H51V210L49 211ZM48 212V213H49ZM56 213L58 212V211H55ZM64 212H66V211H64ZM68 212H70V211H68ZM68 212L66 213V214H68ZM106 212V211H105ZM104 212V213H105ZM127 212V214L130 212H128V211H126ZM131 212L128 214L129 215V217H130V215H132L131 214ZM30 213H33L32 211H30ZM37 213H39V212H37ZM56 213H54V215L56 214ZM63 213V212H62ZM84 213V212H83ZM108 212H106V214H107ZM147 213H148V211H147ZM151 213V212H150ZM149 213V214H150ZM152 213H154V211L152 212ZM34 214V213H33ZM42 214V213H41ZM50 215H51V213H49ZM49 214H47V215H49ZM73 214H74V212H73ZM75 214H77V213H75ZM91 214H93V213H91ZM91 214H89V215H91ZM106 214H104V215H106ZM144 214V213H143ZM15 215V214H14ZM26 215V214H25ZM29 215H31V214H29ZM28 215V217H30ZM58 215L61 217V214H59L58 213ZM71 214H69V215H67V216H65L66 217V219L68 220V218L67 217H69ZM94 215V214H93ZM128 215L127 216H125V217H128ZM136 215H138V212H137V214ZM153 215V214H152ZM154 215H155V213H154ZM42 216V215H41ZM43 216H45V215H43ZM42 216V217H43ZM62 216H63V214H62ZM99 216V215H98ZM140 216V215H139ZM147 216V215H146ZM256 216H258L257 214H256ZM260 216H262V215H260ZM18 217V216H17ZM46 217H48V216H46ZM65 217H63V218H65ZM136 217V216H135ZM141 217H143L142 215H141ZM147 217H149V216H147ZM253 217H255V216H253ZM10 218V217H9ZM34 218V217H33ZM36 218H41V217H35L34 219H36ZM44 219L43 220H48V219H46L45 217H43ZM50 218V217H49ZM62 218V219H63ZM80 218H82V217H80ZM84 218V217H83ZM123 218V217H122ZM130 218H133V216L132 217H130ZM140 218V217H139ZM139 218H135L136 220L137 219H139ZM20 219V218H19ZM56 219H58V218H56ZM72 219H74V218H72ZM88 219H90V218H88ZM127 219V218H126ZM134 219V218H133ZM143 219H145V217L143 218ZM149 219V218H148ZM254 219V218H253ZM257 219V218H256ZM32 220V219H31ZM30 219H29V221H31ZM51 221L53 220V218L52 219H50ZM50 220H48V221H50ZM76 220V219H75ZM82 220V219H81ZM80 220V221H81ZM85 220H83V221H85ZM128 220V219H127ZM131 219H129L128 221L129 222H131L130 221ZM201 220V219H200ZM3 221V220H2ZM7 221V220H6ZM37 221H39V219L37 220L36 219V222ZM63 221H66L65 219L63 220ZM83 221H81V222H83ZM90 221V220H89ZM128 221H126V223L128 224V227L132 230L133 228H134V226H133V228H131L132 227V223L133 222H131V224L132 225H130L129 224V222ZM141 221V220H140ZM153 221H157V219L156 220H153ZM36 222H34L35 223V225H37L36 224ZM47 222V221H46ZM91 222V221H90ZM10 223V222H9ZM30 223H32L31 225H33V222H30ZM44 223V222H43ZM142 223V222H141ZM45 224V223H44ZM49 223H47V225H48ZM75 224H78V223H75ZM137 224H140V222H139V220L137 221ZM146 224H147V222H146ZM149 224V223H148ZM151 224V223H150ZM153 224V223H152ZM46 225V224H45ZM65 225V224H64ZM64 225H62V226H64ZM136 225V224H135ZM142 225L143 226H140V231L143 233V235L144 234H146V233H144V232H146L145 231V227H144V224L142 223ZM154 226H156V225H159V224H153ZM41 226V225H40ZM49 226V225H48ZM53 226V225H52ZM67 226H68V224H67ZM126 226V225H125ZM154 226L152 227L153 228V230H157V229H154ZM50 227V226H49ZM159 227V226H158ZM40 228H42V226L40 227ZM74 226H73V230L72 231H74ZM83 228V227H82ZM108 228V227H107ZM151 228V229H152ZM43 229V228H42ZM41 229V230H42ZM45 229H47V228H45ZM67 229H69V228H67ZM76 229V228H75ZM85 229V228H84ZM128 228H126V230H127ZM139 229V228H138ZM147 229H148V227H147ZM158 229H160V227L158 228ZM259 229V228H258ZM10 229H6V230H3V234H5V236H6V239H7V241L9 242V243H12V245H10V246H8V248H20V239H21V237H22V233H19V234H13V232L11 233V232H8ZM50 230H52V228L50 227ZM55 230V229H54ZM118 230V229H117ZM121 230V229H120ZM124 230V229H123ZM137 230V229H136ZM150 230V229H149ZM153 230H152V232H153ZM257 230V229H256ZM255 230V231H256ZM59 231V230H58ZM81 231V230H80ZM84 231V230H83ZM95 231V230H94ZM98 231V230H97ZM105 231H107V230H105ZM255 231H254V233H253V235L255 234ZM259 231V230H258ZM67 232H70V231H68L67 230ZM79 232V231H78ZM82 232V231H81ZM115 232V231H114ZM114 232H111V233H114ZM123 232V231H122ZM132 232V231H131ZM140 232V233H141ZM158 232V231H157ZM163 232V231H162ZM59 233V232H58ZM63 233V232H62ZM76 233H77V231H76ZM83 234H85L84 232H82ZM91 233V232H90ZM94 233V232H93ZM93 233H91V234H93ZM96 233H99V232H96ZM110 233V234H111ZM149 233V232H148ZM256 233H257V231H256ZM258 233H260V232H258ZM64 234H66L65 232H64ZM77 234H79V233H77ZM90 234V235H91ZM101 234H103L102 232H101ZM114 234H116V233H114ZM126 234V233H125ZM134 234H136V233H134ZM159 234H161V231H159L158 232V235ZM60 235V234H59ZM81 235V234H80ZM88 235V234H87ZM109 235V234H108ZM119 235V234H118ZM148 234H146L145 236H144V239L146 238V236H147ZM150 236H151V234H149ZM148 235V236H149ZM152 235H157V233L155 234V231H154V234L152 233ZM162 236H163V234H161ZM47 236V235H46ZM46 236H44V238L46 239ZM52 236V234L50 235V237ZM80 239H81V237L79 236V235H77ZM91 236H93V237H97V235L96 236H94V235H91ZM101 237H102V235H100ZM160 236V235H159ZM42 238H43V236H41ZM48 237V239H50V237L49 236H47ZM59 237V236H58ZM76 237V236H75ZM100 237V239H104V238H101ZM105 237V236H104ZM115 237H117V236H115ZM119 237H120V235L118 236V239H119ZM135 237V236H134ZM152 237V236H151ZM157 237V236H156ZM164 237V236H163ZM198 237V236H197ZM254 237H255V235H254ZM52 238H53V236H52ZM83 238V237H82ZM122 238H125V237H122ZM136 238V237H135ZM134 238V240L136 241V239ZM142 238V237H141ZM147 238H149V237H147ZM146 238V239H147ZM158 238L159 237H157V240H158ZM212 238H213V236H212ZM257 238V237H256ZM1 239V238H0ZM48 239H46V241L48 242V244H51V243H49V241H48ZM54 239V238H53ZM52 239V240H53ZM65 238H63V240H64ZM66 239H67V237H66ZM80 239H78V240H80ZM90 239H94L95 240V238H92V237H90ZM90 239H87V240H90ZM97 239H99V237L97 238ZM115 239V238H114ZM151 239V238H150ZM149 239V240H150ZM152 239H156L155 237L154 238H152ZM163 239V238H162ZM161 239V240H162ZM51 240V239H50ZM58 240V239H57ZM83 240H85L84 238H83ZM94 240H93V242H94ZM120 240H122V239H120ZM125 240H127L126 238H125ZM125 240H123V241H125ZM59 241V240H58ZM60 241H61V239H60ZM86 241V240H85ZM100 241V240H99ZM114 241V240H113ZM134 241V242H135ZM139 241V240H138ZM143 241V240H142ZM146 241V240H145ZM154 241H156V240H153V243H154ZM47 242H46V245H48L47 244ZM51 242V241H50ZM55 242V241H54ZM90 242V241H89ZM88 242V243H89ZM115 242H117V241H115ZM150 242V241H149ZM256 242V241H255ZM81 243V242H80ZM87 242H84V243H82V244H86ZM113 243V242H112ZM121 243H122V241H121ZM146 243H148V242H146ZM156 244H158L159 243V241L158 242H155ZM161 243V242H160ZM79 244V243H78ZM125 244V243H124ZM135 244V243H134ZM141 244H144V242L143 243H141ZM149 244V243H148ZM117 245V244H116ZM136 245V244H135ZM146 245V244H145ZM151 245V244H150ZM150 245H148V246H146L147 247V249H149L148 247H150ZM159 245H161V244H159ZM263 245V244H262ZM137 246V245H136ZM136 246H134V248L133 249H135L136 248ZM141 246H143V245H141ZM80 247H83V245H81ZM129 247H132L130 244H129ZM158 247V246H157ZM156 247V248H157ZM160 247H162V246H160ZM260 247H262L261 245H260ZM259 247V248H260ZM111 248V247H110ZM144 247H142V249H143ZM159 248V247H158ZM68 249V248H67ZM144 249H146V248H144ZM147 249H146V251H147ZM161 249V248H160ZM80 250V249H79ZM150 250V249H149ZM148 250V251H149ZM155 250V249H154ZM157 250V249H156ZM264 251V249L262 248L261 249V251ZM11 250H9V252H10ZM58 251V250H57ZM81 251V250H80ZM79 251V252H80ZM131 251V250H130ZM137 250H135L134 252H136ZM148 251L147 252H145V254L146 253H148ZM261 251H259V252H261ZM79 252H77L76 254H78ZM119 252V251H118ZM149 252H151V250L149 251ZM167 252V251H166ZM71 253H72V250H71V252H70V255H68V256H74V257H76V254L75 255H71ZM140 253H142V250H141V252ZM156 253V252H155ZM160 253H164V249H162V252H160ZM262 253H264V252H262ZM6 254V253H5ZM67 254V253H66ZM81 254H83V253H81ZM80 254V255H81ZM3 255V254H2ZM143 255H144V253H143ZM4 256V255H3ZM142 256V255H141ZM157 256V255H156ZM133 257V256H132ZM161 257V256H160ZM159 257V258H160ZM163 258H164V254H163V256H162ZM40 258V257H39ZM42 258V257H41ZM83 258V257H82ZM149 258V257H148ZM260 258V257H259ZM59 259V258H58ZM253 259V256H252V254L250 253L249 254V256H248V262L247 263H249L251 260ZM35 260H37V259H35ZM35 260H33V261H35ZM62 260H63V264H64V261L66 262V260H67V257H64V258H62ZM62 260H60V261H62ZM111 260V259H110ZM140 260H143V259H140ZM147 260V259H146ZM149 260V259H148ZM73 261H74V259H73ZM37 262V261H36ZM90 262V261H89ZM92 262V261H91ZM113 262H115V261H113ZM123 262V261H122ZM153 261H151V263H152ZM251 262H253V261H251ZM19 263V262H18ZM61 263V262H60ZM71 263H72V259H71ZM73 263H75V261L73 262ZM72 263V264H73ZM79 263V262H78ZM120 263V262H119ZM201 263V262H200ZM255 263H257L258 264V261L257 262H255ZM259 263H261V264H263L264 263V260H263V258H261L260 259V262ZM34 264V263H33ZM62 264V263H61ZM90 264V263H89ZM95 264H97V263H95ZM144 264V263H143ZM155 264V263H154ZM214 264V263H213ZM219 264V263H218Z\"/></svg>",
    "mask_w": 264,
    "mask_h": 264
},
{
    "label": "clouds",
    "instance_id": "clouds-1",
    "mask_svg": "<svg viewBox=\"0 0 264 264\" xmlns=\"http://www.w3.org/2000/svg\"><path fill=\"white\" fill-rule=\"evenodd\" d=\"M11 7V0H0V17H7Z\"/></svg>",
    "mask_w": 264,
    "mask_h": 264
}]
</instances>
